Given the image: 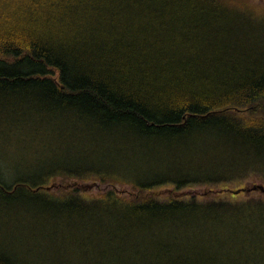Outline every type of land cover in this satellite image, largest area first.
<instances>
[{"label": "trees", "instance_id": "obj_1", "mask_svg": "<svg viewBox=\"0 0 264 264\" xmlns=\"http://www.w3.org/2000/svg\"><path fill=\"white\" fill-rule=\"evenodd\" d=\"M250 5L0 0V264H264L236 247L264 241V202L224 199H264V13ZM58 178L103 189L52 197ZM164 186L165 201L145 197ZM195 186L208 197L176 191Z\"/></svg>", "mask_w": 264, "mask_h": 264}, {"label": "rangeland", "instance_id": "obj_2", "mask_svg": "<svg viewBox=\"0 0 264 264\" xmlns=\"http://www.w3.org/2000/svg\"><path fill=\"white\" fill-rule=\"evenodd\" d=\"M243 2H253V4H256V5H250V6H247V8H249L250 11L252 12H260V13H264V0H241ZM6 117V116H5ZM4 117V114L0 115V118L3 119L5 118ZM7 118V117H6ZM17 148L18 146L16 144H11V145H5V149L8 151L9 155H11V153L13 151H17ZM3 170H6V169H3ZM12 176H8L6 177L5 179H8V182H11ZM69 179H51L47 185L44 186V188H48L47 191H48V194L52 197H56V198H61L63 197L64 195H70L71 193H74V192H77V195L79 196H87V194L91 197V196H94L96 193L100 192V190L103 189V186H96L95 188H93V186H86V185H79L78 187H74L72 186V183H70V181H68ZM244 182H241L240 185H243ZM257 184H260L262 185L263 183L262 182H258ZM264 185V184H263ZM91 187V188H90ZM239 188H243V186H240ZM204 190L205 188L202 187V186H195V187H191V188H186L184 190H176V191H179V192H184L185 193V196H187L186 198L184 199H190L191 196L190 194L191 193H196V196H194L196 200L198 201H203L201 199H206L208 196L204 194ZM86 191H89V193H86ZM91 191V193H90ZM168 191V192H167ZM172 187H167V186H164V187H160L159 189L157 188L153 193L151 194H154V195H146L145 197H155L158 201H165L167 198L165 197L166 195L168 194H172ZM86 193V194H85ZM164 193L165 195H160ZM193 193V194H194ZM204 194V195H202ZM133 194H131V196L129 197H132ZM123 196H127V195H123ZM175 196V195H174ZM207 196V197H206ZM230 195H227V198H224L226 201H232V202H235V203H243V202H259V199L260 201H263L264 202V199L261 198V196L257 193V192H254V193H247V194H244L242 193L241 196L235 198V199H231L229 197ZM178 197V196H177ZM217 199V197H215ZM148 199V198H147ZM209 199L211 200L212 197H209ZM207 199V200H209ZM133 200H138V201H142L143 198L142 196L138 197L137 195H134V198ZM145 200V199H144ZM218 200V199H217ZM220 201V200H219ZM61 213H59L58 216H60ZM100 214L98 213H94V212H90V213H87L85 215V218H83L82 222L83 224H88V220L98 216ZM64 219V218H61V220ZM260 223L264 224V220H259ZM89 228H84V230H88ZM57 232H60L61 229L60 228H56L55 229ZM151 232H149L150 234ZM46 233H44L42 236H45ZM50 236L52 237V240L54 241L55 237H57V234H54V237L51 235L52 233H49ZM60 234H64L63 231L60 232ZM78 235L77 237L79 238H76V242H79L81 239V236L79 234H76ZM35 238L37 239H41L40 237H36L34 236ZM165 239H163L162 241H164ZM104 241L105 239H103L102 241L99 239L97 240H90V243H81V246H80V250L82 251L83 249H88L89 252H91L90 250H92L93 252H95L96 250L99 251V249H101L103 246H106L104 244ZM161 240H158V238L156 237L155 239V242H160ZM60 241L58 240L57 243H59ZM264 242V241H263ZM262 242V240H259L257 237H254V236H251L248 234V236L245 238V240L240 243V244H236V247L243 250L245 253H247L250 257L253 255V254H257L258 252H264V248H262L261 245H264V243ZM39 243V242H38ZM34 244L33 246H36L37 247V244ZM251 244V245H250ZM120 245H123L120 243ZM124 245H128L129 244H124ZM131 245V244H130ZM150 247H156V245H149ZM214 249H217V247L215 246ZM78 250V249H75V253H76V257L74 258V260H78L81 256V251ZM144 250V247L141 248V251ZM92 253V252H91ZM104 253H107V251H104ZM45 254H52L51 252H45ZM262 254V253H260ZM264 254V253H263ZM35 255V254H34ZM77 258V259H76ZM97 260H98V264H108L109 260L107 262H104V258H103V255H98L97 256Z\"/></svg>", "mask_w": 264, "mask_h": 264}, {"label": "water", "instance_id": "obj_3", "mask_svg": "<svg viewBox=\"0 0 264 264\" xmlns=\"http://www.w3.org/2000/svg\"><path fill=\"white\" fill-rule=\"evenodd\" d=\"M252 189L253 190H256L257 189V187H252ZM261 189V191H263L264 192V189L263 188H260ZM245 190H247V191H249V188L248 189H245V188H242L241 190H238V191H236V192H233V193H239V192H244Z\"/></svg>", "mask_w": 264, "mask_h": 264}]
</instances>
